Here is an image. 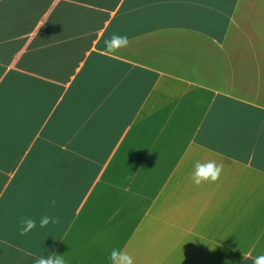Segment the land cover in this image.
<instances>
[{
    "label": "crops",
    "instance_id": "1",
    "mask_svg": "<svg viewBox=\"0 0 264 264\" xmlns=\"http://www.w3.org/2000/svg\"><path fill=\"white\" fill-rule=\"evenodd\" d=\"M208 160L220 180L194 185ZM114 248L264 255V0H0V264Z\"/></svg>",
    "mask_w": 264,
    "mask_h": 264
},
{
    "label": "clouds",
    "instance_id": "2",
    "mask_svg": "<svg viewBox=\"0 0 264 264\" xmlns=\"http://www.w3.org/2000/svg\"><path fill=\"white\" fill-rule=\"evenodd\" d=\"M129 38L127 36H121L113 34L109 39L105 40L106 51L116 54L120 49L129 46ZM223 172V165L218 164L215 160H208L207 162L196 161L194 164V170L191 173V180L194 185L201 186L206 183H216L220 180ZM52 206L56 205V201L52 200ZM60 218L58 216L44 215L40 218L39 227L46 228L49 224H59ZM21 236L27 235L37 227L35 219L30 217H21L19 220ZM247 257L245 256V259ZM109 259L111 264H135L134 257L125 248L112 249ZM34 264H66L63 256L51 255L48 257L40 256L34 259ZM253 264H264V255H258L254 258Z\"/></svg>",
    "mask_w": 264,
    "mask_h": 264
}]
</instances>
